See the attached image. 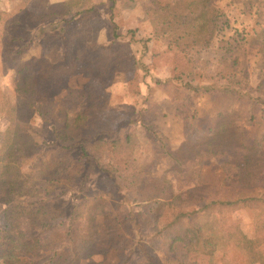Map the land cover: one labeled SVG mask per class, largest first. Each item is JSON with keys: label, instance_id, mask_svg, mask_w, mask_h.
I'll return each instance as SVG.
<instances>
[{"label": "trees", "instance_id": "trees-1", "mask_svg": "<svg viewBox=\"0 0 264 264\" xmlns=\"http://www.w3.org/2000/svg\"><path fill=\"white\" fill-rule=\"evenodd\" d=\"M93 11V7L78 9L70 14L72 18L62 19L65 12L53 6L41 9L34 24L51 22L39 26L34 38L52 40L62 48L61 58H25L22 51L28 49L27 44H21L13 56L16 72L26 73L24 82L17 86L20 93L17 100L21 104L17 102L15 108L20 111V107L26 105L39 113L53 137L42 143L30 137L27 142L22 141L19 133L23 129L18 126L21 129L12 140L5 138L0 142V202L10 207L7 225L0 227V264H82V246L96 242L100 217L105 222L110 243L130 250L119 264H184V253L212 257L229 243L253 250L258 243L247 233L244 237L226 234L221 228L220 214L238 205H259L264 209V191H254L256 184L264 181V98H256L246 90L238 52L243 40L260 41L264 50V22H258L248 38L246 34L226 37L224 11L212 0H173L150 10L155 36L169 39L170 47L173 44L182 49L217 46V82H221L204 86L215 98L214 113L201 119L198 135L173 147L158 128L144 125L155 154L166 156L171 163L170 170L184 178H198L205 158L220 155L227 142H235L236 155L222 163L226 173L222 186L252 191L204 198L178 193L172 180L156 174L158 161L152 158L135 165L131 183L120 188L117 174L126 165H132L131 156L137 144L131 143L130 134L123 139L118 137L119 133L107 124L101 113L105 104L98 95L93 99L85 90H79L77 97L84 107L76 114L70 112L73 104L67 105L71 100L68 97L47 100L44 111L34 102L22 103L23 95L35 93L43 81L77 73L83 55L77 50L81 45L80 35L88 32L87 20ZM110 18L107 31L110 42H100L97 34L91 40L97 50L90 68L102 69L107 74L129 71L137 65L136 57L126 42L118 41L120 27L113 13ZM56 19L62 20L64 25L54 21ZM73 27H77V33ZM178 103L176 109L186 121L196 117L193 104L187 107L181 101ZM235 103L239 104L238 108H234ZM29 142H33L32 145ZM101 144L102 152H107L105 155L93 152V148ZM24 164L28 165L27 169ZM95 171L108 178L107 182L110 181L118 193V200L116 197L109 200L101 196H75L65 226L54 224L51 219L56 216V210L52 206L53 197L48 198L47 193L64 189L79 177L86 182ZM35 184H43L36 193L39 198L27 200L31 191H37ZM136 202L143 207L134 209L129 205ZM165 209L171 210L170 219L154 229L156 219ZM159 239L164 256L148 249V244H155Z\"/></svg>", "mask_w": 264, "mask_h": 264}, {"label": "rangeland", "instance_id": "rangeland-1", "mask_svg": "<svg viewBox=\"0 0 264 264\" xmlns=\"http://www.w3.org/2000/svg\"><path fill=\"white\" fill-rule=\"evenodd\" d=\"M113 1L0 0V142L5 138L12 140L17 130L21 128L23 131L19 133V136L23 138L22 141L27 142L30 137L42 143L43 140L53 137L49 125L39 113L29 110L26 105L20 107V111L15 108L17 98L20 96L17 86L24 82L26 75V73H17L13 67L15 65L13 56L18 47L21 44H27L28 49L22 51L25 58L44 56L57 60L62 56V48L56 46L52 40L34 38V35L39 32V26L51 22L49 20L35 25L36 15L40 14L41 9L53 6L57 11L65 12L61 15L62 19H69L72 18L70 14L78 9L93 7L94 11L87 20L88 32L80 35L81 45L77 50L83 55L79 60L77 73L60 79L43 81L35 93L23 95L22 103L34 102L36 107L44 111V102L47 100L68 97L71 100L67 105L73 104L70 112L76 114L84 107L81 99L77 97L79 90H85L87 94L89 93L87 96L93 99L98 95L105 104L101 113L105 116L107 124L119 133L118 137L123 139L130 134L131 143L137 144L131 156L130 164L132 165H126L117 174L116 182L120 188H125L131 183L135 165L152 158L158 161L155 167L156 174L166 175L172 180L175 190L184 196L196 194L208 198L217 194L230 196L231 193L251 192L252 190H241L238 187L222 186L226 175L222 163L223 160L236 155L235 142H227L220 155L205 158L198 178H184L170 170L171 163L166 156L155 154V147L149 145L144 126L150 124L158 128L173 147L186 138H194L198 135L201 119L212 116L214 113L213 99L215 101V98L204 90V86H210L211 83L218 85L221 82L220 80L217 82L219 76L217 46L182 49L176 44L170 47L169 39L155 36L150 10L155 5L173 0H115L112 6ZM212 2L224 11L226 37L246 34L248 38L256 24L264 22V0H212ZM111 13L114 14V20L120 27L121 36L118 41L126 42V46L132 50L137 60V65L129 71L115 74L90 68L93 53L97 50L95 44L91 42L93 37L97 34L100 42H110L107 31L111 25ZM59 20L54 21L64 25V22ZM72 26L73 24L70 27ZM73 31L77 33V27H73ZM26 37H28L27 40ZM84 41L85 44H82ZM238 52L241 73L246 77V90L252 96L263 99L264 50L261 48V42L243 40L238 45ZM178 101L185 103L187 107L193 104L196 108V117L186 121L176 109L179 107ZM18 104L21 103L18 102ZM233 106L238 108L239 104L235 103ZM32 143L29 142V145ZM102 146L103 144L93 148V152L105 155L107 152L106 150L102 152ZM28 153H31V150ZM23 166L28 168L27 164ZM107 179L95 171L90 174L86 182L79 177L68 187L47 193L48 198L53 197L52 206L56 210V216L51 219L52 222L60 227L65 226L72 211L75 196H101L109 200L116 197L118 193ZM42 186L43 184H35L37 191L35 193L31 191L32 195L26 197L27 200L34 201L39 198L37 194ZM261 190L264 191V181L257 183L254 188L256 192ZM129 205L134 209L143 207L140 202L129 203ZM8 206L0 202V227L2 228L6 227L10 215ZM263 212L264 209L259 205L251 207L238 205L225 209L220 214L221 217L219 216L222 219L221 228L226 234L244 237L247 233L255 239L258 244L253 250L229 243L222 246L212 257L207 254L184 253L182 255L184 264H261L264 261ZM171 213L170 209H165L156 219L154 229L168 221ZM104 223L103 218L97 219L96 242L82 246V264L96 262L119 264L129 254L130 250L125 246L110 243ZM44 233L46 234L45 231L42 232L43 235ZM148 249L160 256L165 255L161 239L155 244H148Z\"/></svg>", "mask_w": 264, "mask_h": 264}]
</instances>
